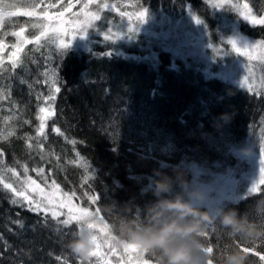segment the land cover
<instances>
[{
    "label": "trees",
    "instance_id": "trees-1",
    "mask_svg": "<svg viewBox=\"0 0 264 264\" xmlns=\"http://www.w3.org/2000/svg\"><path fill=\"white\" fill-rule=\"evenodd\" d=\"M4 2L26 8L32 0ZM229 2L248 3L252 17L264 19V0ZM107 3L112 11L92 26L91 36L104 23L118 24L125 18L138 30L127 33L125 41L116 34L110 39L102 34L82 51L63 50L43 39L23 48L15 69L11 62L0 61V109L13 112L15 125L12 136L0 138L5 154L0 158L4 161L0 165V264H81L68 247L74 236L65 235L75 231V224L65 228L49 213L30 211L29 205L3 187L4 183L20 186L25 164L28 176L40 187L48 189L54 180L60 191L79 197L74 199L79 206L95 210L84 193L97 194L105 218L101 219L110 220L106 231L119 244L136 243L133 233L163 224L187 227L202 215L203 221L194 230L189 228L190 234L174 239L172 247L188 248L199 264H229L234 255H242L243 264H264L249 254L254 249L264 254V191L247 194L240 185L238 199L224 202L215 216L201 207H188L194 215L184 218L173 210L187 200L193 179L247 171L240 151L258 137L264 139V46L257 62L256 87L251 88L248 80L241 86L218 75L219 51L229 47L232 25L239 35L255 42H264V25L249 24L239 13L229 12L230 7L224 8L221 22L222 14L207 0ZM125 4L135 7L131 13L144 10L165 22L186 16L199 21L213 62L202 56H176L170 47L177 41L169 33L165 41L156 40L155 34L139 30L141 23L127 15L118 17L128 7ZM31 22L5 21L0 33L4 45H14L16 37L10 33ZM24 34L32 38L37 32L30 28ZM55 87L61 91L56 93ZM38 95L46 97L34 110ZM50 95L56 99L48 100ZM41 116L45 127L37 136ZM5 165L14 167L20 180L4 172ZM35 168L44 172L37 175ZM226 216L233 223L223 222ZM143 253L153 258L152 264H167L159 249L145 246ZM87 264H97V259Z\"/></svg>",
    "mask_w": 264,
    "mask_h": 264
},
{
    "label": "rangeland",
    "instance_id": "rangeland-1",
    "mask_svg": "<svg viewBox=\"0 0 264 264\" xmlns=\"http://www.w3.org/2000/svg\"><path fill=\"white\" fill-rule=\"evenodd\" d=\"M22 2L26 0H21ZM211 7L216 10L219 14H222V21L223 22V13L225 7H230L229 12H247V9H244V5H236V7H233L229 2V0H207ZM31 2V1H30ZM8 3V2H7ZM85 3L88 4L87 12L91 14H95L99 17V19H91V17H86L84 14H81L79 17V22H83L86 18L91 19V26L86 29L83 34H79L78 28L74 29V26L77 22V17L74 16V13L80 12L83 5L76 10V12L70 13L66 15L67 17L63 20L71 21L68 25L69 27V33L61 37L65 42L71 40L70 49L75 50H82L86 51L91 46L92 42L94 41V38L96 36H100L103 34L106 35L109 30L112 31V33L116 34L117 37L123 41L126 40V37L131 32H137V27H134L129 21L124 20L125 18L121 19V22L116 23H109L110 25H107L104 23L103 29H96L92 36V26L95 23H100L103 21V18H107V14L112 11V7L107 3V0H87ZM104 5H107V7H104ZM128 6L125 10L121 11L120 16L123 17L122 13H128L129 20L131 19L134 22H138L137 20V14L140 12H133L135 11V7L131 4H125ZM215 5H220V7H215ZM106 14V15H105ZM250 19H254L252 17V14L250 16ZM258 19H263V17H258ZM36 20V19H33ZM227 22V20H224V24ZM34 23L38 22H31L24 26V29H32L33 31H36L37 34L33 36L32 38H28L24 33L23 36L25 39L35 42V37L40 35V32L42 31L41 28H34L32 25ZM48 23L52 27L60 26L59 21L58 22H44ZM251 24L250 22H248ZM228 26V24H226ZM105 26V27H104ZM132 26L133 30L129 32L128 27ZM141 28L139 29L142 33H148L149 35L155 34L156 40L165 41L167 36L170 34L172 38H174L173 42L174 45H171V50L176 56H202L205 58V60L208 63L213 62L210 60V56L208 51L211 50V48L206 45V43L203 40V36L200 31L199 23L197 21H193L190 16H186L182 20H173V21H164L155 18L154 16H150L145 11L144 16V22L139 25ZM147 28V29H146ZM146 30V32H145ZM203 30V29H202ZM20 31V29H19ZM231 37L230 41L234 42L235 45L238 48L242 47H251L256 42L250 39H247L241 35L238 34L236 26L233 24L231 29ZM155 32V33H154ZM128 33V34H127ZM169 33V34H168ZM110 34V33H109ZM53 35V33L49 30L48 36ZM75 35L73 38L72 36ZM91 36V39H90ZM43 39H48V37H44ZM40 40V41H41ZM40 41L38 43H40ZM17 43V38H16ZM54 47L60 48L59 40L56 41V43H52ZM208 46V47H207ZM262 50L261 46H258L254 52H253V59L249 60L247 56H239L236 51L232 49V46L229 45L228 48H222L219 51L220 54V60L221 64H225V68L222 65H219V68L222 69L218 71V75L223 76L225 78H229L230 80L234 81L238 84H246L247 80L249 82L248 85L251 86V88L256 87L260 82V74H259V67L257 65V62H260V52ZM3 51H0V61L6 60L8 57L3 54ZM11 57V54H10ZM9 57V58H10ZM211 65V64H209ZM47 102V99L44 100V102ZM45 108V107H43ZM44 115L46 112L43 113ZM7 135V132L5 133L4 129H0V138ZM264 143V139L262 137H258L255 141L248 144L243 150L240 151V157L241 159H244L247 164V171L240 173L239 175H235L232 171L226 172L221 175H214L211 176L208 179L200 178L193 179L192 185L190 187L188 198L187 200L182 204V206L187 207H201L207 209L209 212V215H216L217 211L220 209L222 204L226 201H234L237 200L240 196L241 190L240 185L244 187L245 190H243L245 193L250 194L253 193L250 191V189L253 187V185H258L259 175H260V168H261V145ZM199 172H195L194 175L199 176ZM201 180V181H200ZM43 188V187H40ZM46 192H55L54 199L59 203L61 199L63 200L64 204L71 203L72 205L79 206L75 202L74 199L69 200L67 197H63V192L59 189H54L52 187L50 188H43ZM244 194V195H247ZM25 195H27L30 199L40 200L42 197L39 195V189L36 188L35 185H29L26 188ZM243 195V196H244ZM242 196V197H243ZM19 197V196H18ZM240 197V198H242ZM26 205H28V202L25 201L22 197H20ZM239 198V199H240ZM45 207L50 208V211L48 212L51 215V210H57L56 205H48L47 202L44 203ZM35 207V205H33ZM61 213H64L65 215H62V217H66V214L68 212L67 207H59L58 209ZM92 211H95L94 209ZM44 212V211H41ZM45 213V212H44ZM47 213V214H48ZM91 221L93 224L97 225V228L93 231L96 232L99 236L103 237L104 232L98 231L99 229L103 228L104 221L101 219V217L98 214H94L91 217ZM106 230V229H105ZM87 232L90 240H92V237L89 233V231L86 229L81 233ZM112 238V237H111ZM113 239V238H112ZM115 241V239H113ZM115 243L120 247L119 252L116 255H110L106 257V260L108 261V264H119L120 256H124L123 264H127L128 260H132V264H142V259H133L134 257V251L142 252L145 248L144 245L141 243H132V244H119L115 241ZM131 249V250H129ZM127 253H125V251ZM102 251H104L102 249Z\"/></svg>",
    "mask_w": 264,
    "mask_h": 264
},
{
    "label": "snow or ice",
    "instance_id": "snow-or-ice-1",
    "mask_svg": "<svg viewBox=\"0 0 264 264\" xmlns=\"http://www.w3.org/2000/svg\"><path fill=\"white\" fill-rule=\"evenodd\" d=\"M81 0H75L76 4H79ZM73 0H68V3L66 7L62 6V10L59 11V13L53 17V15L48 11V9L56 7L55 4L49 3L46 6L44 5V0H32V3L29 6H26V10L20 11V10H15L16 5L13 3H5L4 0H0V26H2L3 20L6 17H19V16H26V17H34L38 23H34L32 27L34 28H41L42 31L40 32V35L35 37V42H39L42 38L48 37V39L52 43H56L57 40H59V47L64 49L69 48L71 40L65 42L61 37L69 33V27L68 25L72 23L71 21H65L62 18L64 17V13L74 7ZM233 7H236V5H232ZM104 7H107V5H104ZM215 7H220V5H215ZM244 9H247V12H241L240 15L242 19L246 20L247 22L252 23L253 26H256L257 24L259 25H264V19H250L251 16V9L249 7L248 3L244 4ZM43 8L42 12H37V9ZM88 9V4L84 3L83 7L81 8L80 12L74 13L73 15L77 17V22L74 26L75 28H78L79 34H83V32L88 29L91 26V19H99L98 16L95 14H91L87 12ZM81 14H84L86 17H91V19H85L82 23L79 22V17ZM122 15H128V13H122ZM144 16H145V11L142 10L137 14V20L139 23L144 22ZM56 19L59 21L60 26L57 27H52L48 23H44L46 21H51L53 19ZM199 23V21H197ZM51 31L53 35L48 36V31ZM129 32L133 30L132 26L128 27ZM25 29L23 27L20 28V31H13L10 34L12 36H15L17 38V43L12 45V47L15 49V51L12 52L10 60L12 61V68L15 69L18 65L19 61V53L21 52L23 46L27 43H31L32 41H29L25 39L23 36ZM110 33V34H109ZM75 35L72 36V38ZM114 36V33H112L111 30L107 33L105 36V39H110ZM234 51L237 52L239 56H247L249 60L253 59V52L258 46H264V42H256L253 46L251 47H242L238 48L234 42L229 41L228 42ZM5 47L4 41L0 39V51L3 50ZM15 58V59H12ZM262 60H264V56L261 57ZM58 79V74L57 71L53 76L52 83L53 85L56 84V81ZM243 86V84H241ZM251 89L249 88V91ZM61 89L59 87H55V92L59 93ZM56 99L55 95H50L48 97V100L54 101ZM40 112L44 113L45 108L41 107ZM14 117H9L8 119H13ZM40 120L39 124V129L37 130V136H40L43 134V130L45 127L44 119L45 117L41 116L38 117ZM25 123H28L26 120ZM13 131L9 130L7 132V135L4 136V139H7V137L12 136ZM4 151L0 149V158L4 157ZM261 168H260V175H259V180H258V185H253V187L250 189L253 193H261L264 191V189L261 188V186H264V143L261 145ZM4 164L3 159H0V165ZM23 167V173H24V179L22 180L20 186L18 188H13L12 184L10 183H4L3 187L6 189H11L13 191V194L19 197H22L25 201L28 202L29 205V210L30 211H44L45 213H48L50 211V208L45 207L44 203L47 202L48 205H56L57 210H51V216L53 220H56L58 223H61L65 228H69L71 225L75 224L76 228L74 232H69L65 233V235H72L74 236V233L77 232H83L84 230H88L91 237H92V251L89 254V260L91 258L95 257L97 259V264H99V261L104 260L105 264H108V261L106 260V257L110 255H116L119 252V246L115 243V241L110 237V234L105 230L107 223L110 222V220H106L105 224H103V228L99 229L98 231H103L104 236L101 237L99 236L96 232L93 230L97 228L96 224H93L91 221V217L94 214H98L102 219H105L102 216L100 207L98 206V201L99 197L97 194L94 195H89V193L86 191L84 193V196H86L90 202L91 205H96L95 211H92L90 207L86 206H75L72 205L71 203L69 204H64L63 200L59 203L54 199L55 197V192H46L43 188H40V186L37 184V182L31 177L28 176V166L21 165ZM4 172H11L14 177L17 178V180H20L19 174L16 172L14 167L6 166L3 168ZM32 171L36 172L37 175H41L44 172L43 168H35L32 169ZM89 177H85L84 183H88ZM0 182L2 181V178H0ZM35 185L37 189H39V195L42 197L40 200H35V199H30L27 195H25V191L27 186L29 185ZM51 187L54 189H58L59 186L56 184V182L53 180ZM63 197H67L69 200L72 199H79V197L76 196L75 193H63ZM12 203L16 204L19 203L18 200H13ZM35 205V207H33ZM59 207H67L68 212L66 214V217L63 220H59V217L62 215H65L64 213H61L58 209ZM102 249L104 251H102ZM131 250V249H129ZM125 251V250H124ZM127 253V251H125ZM251 255H257L259 257V260L261 262H264V254L257 252L256 249L251 250L250 253ZM142 258V264H152L153 258L148 255L147 253L141 254L138 251H134V257L133 259H141ZM124 261V256H120L119 264H123ZM127 264H132V260H128Z\"/></svg>",
    "mask_w": 264,
    "mask_h": 264
},
{
    "label": "clouds",
    "instance_id": "clouds-1",
    "mask_svg": "<svg viewBox=\"0 0 264 264\" xmlns=\"http://www.w3.org/2000/svg\"><path fill=\"white\" fill-rule=\"evenodd\" d=\"M181 218L189 215H194L191 209L187 206L176 204L173 209ZM204 217L201 215L200 219L195 223L182 227L175 222L163 224L158 229L148 228L144 233H133L131 238L144 246L159 249L160 252L167 258V264H199L197 260L193 259L190 250L186 247H172L171 244L174 239L183 237L186 233L190 234L189 228L195 229ZM158 222V217L156 218ZM226 224L233 223L230 216H226L224 221ZM68 247L72 254L78 257L81 264H87L89 254L92 251V242L87 232H77L74 238L69 242ZM244 257L242 255H234L229 258V264H243Z\"/></svg>",
    "mask_w": 264,
    "mask_h": 264
},
{
    "label": "bare ground",
    "instance_id": "bare-ground-1",
    "mask_svg": "<svg viewBox=\"0 0 264 264\" xmlns=\"http://www.w3.org/2000/svg\"><path fill=\"white\" fill-rule=\"evenodd\" d=\"M72 10L69 13L65 14L64 16L70 14L72 12ZM45 97H43L41 95H38L35 98V103L36 104H35V107H33L34 110H37L40 107V104H41V102H43V99ZM9 117H13V112H11L7 107H2L0 109V129H4L6 132H8L9 130H11L14 133L15 125L12 122V119H8Z\"/></svg>",
    "mask_w": 264,
    "mask_h": 264
},
{
    "label": "flooded vegetation",
    "instance_id": "flooded-vegetation-1",
    "mask_svg": "<svg viewBox=\"0 0 264 264\" xmlns=\"http://www.w3.org/2000/svg\"><path fill=\"white\" fill-rule=\"evenodd\" d=\"M87 0H81V2L79 3V4H77L74 8H73V10H72V12L71 13H73V12H76V10L77 9H79L85 2H86ZM75 2V0H73V3ZM49 3H52V4H55L56 5V7H53V8H50V9H48V11L51 13V14H57L59 11H61L62 9H61V5H63V3H68V0H44V5L46 6L47 4H49ZM43 11V8H40V10H39V12H42ZM67 16H65L63 19H65ZM55 19H53V20H51V21H49V22H55L54 21ZM27 21H32L33 22V20H27ZM35 22H38V21H35ZM3 31V28H2V30L0 31V33ZM16 31H19V30H16ZM1 35V34H0ZM27 44H25L24 46H23V48L26 46ZM23 48H22V50H23ZM3 53H5V52H8L7 54L8 55H10V54H12V52L13 51H15V49L12 47V46H6L5 45V47L3 48Z\"/></svg>",
    "mask_w": 264,
    "mask_h": 264
},
{
    "label": "water",
    "instance_id": "water-1",
    "mask_svg": "<svg viewBox=\"0 0 264 264\" xmlns=\"http://www.w3.org/2000/svg\"><path fill=\"white\" fill-rule=\"evenodd\" d=\"M74 5L76 6L77 4L74 2ZM75 6H74V7H75ZM74 7H73V8H74ZM73 8H72V9H73ZM72 9L66 11V12L64 13V15L67 14V13H69ZM15 10L23 11V10H26V8H16ZM39 10H40V9H37V12H39ZM52 15H53V17H55L57 14H52ZM9 19H35V18H34V17H26V16H19V17H6V18H4L3 22H4L5 20H9ZM55 20H56V19H55ZM56 21H58V20H56Z\"/></svg>",
    "mask_w": 264,
    "mask_h": 264
}]
</instances>
